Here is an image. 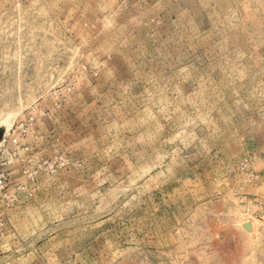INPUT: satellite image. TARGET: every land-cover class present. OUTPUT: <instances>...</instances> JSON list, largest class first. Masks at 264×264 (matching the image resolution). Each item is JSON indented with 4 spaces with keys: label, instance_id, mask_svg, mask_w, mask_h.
I'll return each instance as SVG.
<instances>
[{
    "label": "rangeland",
    "instance_id": "374dc122",
    "mask_svg": "<svg viewBox=\"0 0 264 264\" xmlns=\"http://www.w3.org/2000/svg\"><path fill=\"white\" fill-rule=\"evenodd\" d=\"M0 129V264H264V0H0Z\"/></svg>",
    "mask_w": 264,
    "mask_h": 264
},
{
    "label": "built area",
    "instance_id": "2783aa9c",
    "mask_svg": "<svg viewBox=\"0 0 264 264\" xmlns=\"http://www.w3.org/2000/svg\"><path fill=\"white\" fill-rule=\"evenodd\" d=\"M5 140H6V139L3 137L2 140H1V142H0V145H2V144L5 142ZM11 142H12V143H16L17 141H16L15 139H13ZM2 182H3V181L0 179V186L2 185Z\"/></svg>",
    "mask_w": 264,
    "mask_h": 264
},
{
    "label": "water",
    "instance_id": "95a60500",
    "mask_svg": "<svg viewBox=\"0 0 264 264\" xmlns=\"http://www.w3.org/2000/svg\"><path fill=\"white\" fill-rule=\"evenodd\" d=\"M2 136H3V130L0 129V142H1V140H2ZM246 228L248 229V228H249V225H247Z\"/></svg>",
    "mask_w": 264,
    "mask_h": 264
}]
</instances>
